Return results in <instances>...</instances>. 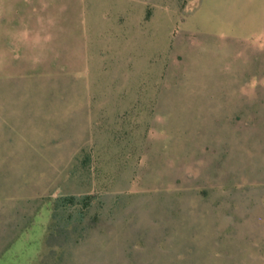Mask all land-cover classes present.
<instances>
[{
	"label": "rangeland",
	"instance_id": "1",
	"mask_svg": "<svg viewBox=\"0 0 264 264\" xmlns=\"http://www.w3.org/2000/svg\"><path fill=\"white\" fill-rule=\"evenodd\" d=\"M0 102V264H264V0H0Z\"/></svg>",
	"mask_w": 264,
	"mask_h": 264
},
{
	"label": "crops",
	"instance_id": "2",
	"mask_svg": "<svg viewBox=\"0 0 264 264\" xmlns=\"http://www.w3.org/2000/svg\"><path fill=\"white\" fill-rule=\"evenodd\" d=\"M43 108V107H39ZM26 114V113H24ZM35 116H40L42 113H34ZM21 107L15 103L0 102V176L4 178V175L8 172L14 171L21 164V157L28 155V151L22 150V141H29L27 138H22L20 134V128L14 127V120L21 118ZM45 142V141H44ZM38 145V142L34 144ZM39 146H43V139L40 137ZM35 157L34 171L39 175H43L47 167V158L51 157L49 154L47 157L46 151L41 148H35L31 154ZM30 163V162H29ZM50 163V161H49ZM37 177V176H36ZM40 178H42L39 175ZM40 180V179H36ZM1 181V180H0ZM0 183V187H1Z\"/></svg>",
	"mask_w": 264,
	"mask_h": 264
}]
</instances>
